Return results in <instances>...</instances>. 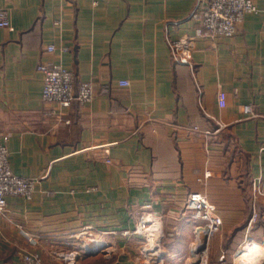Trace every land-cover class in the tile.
<instances>
[{"label":"crops","instance_id":"obj_1","mask_svg":"<svg viewBox=\"0 0 264 264\" xmlns=\"http://www.w3.org/2000/svg\"><path fill=\"white\" fill-rule=\"evenodd\" d=\"M253 1L233 35L195 36L176 60L169 40L195 34V0H0L10 23L0 26V139L11 169L37 179L30 198L6 196L0 264H25V250L52 262L90 237L75 236L85 228L91 247L104 243L83 264H142V238L123 231L144 211L162 223L163 264H182L189 190L221 215L220 247L245 232L253 207L250 233L264 239V203H252L253 182L264 188V0ZM41 61L89 81L93 97L45 103Z\"/></svg>","mask_w":264,"mask_h":264},{"label":"built area","instance_id":"obj_2","mask_svg":"<svg viewBox=\"0 0 264 264\" xmlns=\"http://www.w3.org/2000/svg\"><path fill=\"white\" fill-rule=\"evenodd\" d=\"M258 11L253 0H195L189 12V18L195 23L194 35H181L169 40L172 56L176 60H183L182 51H187L194 46L195 36H231L233 35L244 15L247 12ZM8 12L0 8V26H9ZM48 49H54V45H47ZM38 69L43 76L42 99L45 103H53L57 108L68 107L73 100L84 103L94 95V89L87 80H80L74 83L75 74L71 69L59 63L41 61ZM121 84H128V80L121 79ZM217 102L223 106L226 103V92L219 89L217 92ZM245 112H252L249 104L243 106ZM8 134L0 139V212L6 209V196L8 194L21 195L30 198L35 185L36 177L24 176L15 173L9 163V151L6 144ZM209 171L205 173L208 175ZM258 196H264V188L258 182L252 184L253 200ZM190 210V215L194 221L192 226V239L189 244V256L195 254L199 256V261L204 262L207 254L211 236L220 228L222 217L217 212L213 202L207 199L206 195L196 190H189L183 204V211ZM258 212L253 207L252 213L245 227L246 236L257 219ZM124 234H135L142 238L140 254L142 264H163L166 250L163 244L164 231L161 221L151 212H142L131 230H124ZM89 235L88 239H83L77 247L61 249L56 251L55 259L47 263L42 255L35 250H25L22 258L25 264H83L82 258L89 252L101 250L100 241L94 247L89 245V240H96L94 232L90 228H85L75 236ZM29 239L33 238L28 236ZM223 256V255H222Z\"/></svg>","mask_w":264,"mask_h":264},{"label":"rangeland","instance_id":"obj_3","mask_svg":"<svg viewBox=\"0 0 264 264\" xmlns=\"http://www.w3.org/2000/svg\"><path fill=\"white\" fill-rule=\"evenodd\" d=\"M252 203L256 206H258L259 203H264V196H258L254 200L252 198ZM217 231L211 236V239L209 241L207 254L204 257V260L205 259L206 260L204 262H202L200 260L197 264H238V257L245 250L242 248V244L244 242L251 239V240L255 241L256 243L264 246V239L261 237V235H263L262 233L259 232L258 234L260 236L259 235L256 236V235H253V233L249 232L250 236H246V232H241L240 233L241 236L238 237L236 241L232 242L229 240L228 249L226 246H224L225 241L223 243V247H220V245H218V242L216 240L217 236H218ZM192 236H193V233H192ZM227 243H228V241H227ZM189 252L190 251H188V253L183 258L182 264H191L190 261L192 258L189 256Z\"/></svg>","mask_w":264,"mask_h":264},{"label":"bare ground","instance_id":"obj_4","mask_svg":"<svg viewBox=\"0 0 264 264\" xmlns=\"http://www.w3.org/2000/svg\"><path fill=\"white\" fill-rule=\"evenodd\" d=\"M242 248L245 250L238 257V264H264V246L250 239L242 244ZM190 262L197 264L199 256L195 254Z\"/></svg>","mask_w":264,"mask_h":264}]
</instances>
